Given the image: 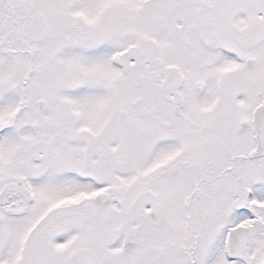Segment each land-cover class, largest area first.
I'll return each mask as SVG.
<instances>
[{
    "label": "snow or ice",
    "instance_id": "1",
    "mask_svg": "<svg viewBox=\"0 0 264 264\" xmlns=\"http://www.w3.org/2000/svg\"><path fill=\"white\" fill-rule=\"evenodd\" d=\"M0 264H264V0H0Z\"/></svg>",
    "mask_w": 264,
    "mask_h": 264
}]
</instances>
